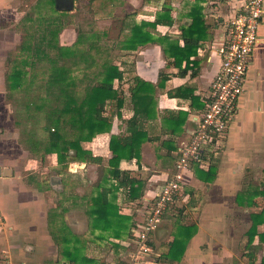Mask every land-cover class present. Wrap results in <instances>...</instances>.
Listing matches in <instances>:
<instances>
[{"label":"crops","instance_id":"obj_1","mask_svg":"<svg viewBox=\"0 0 264 264\" xmlns=\"http://www.w3.org/2000/svg\"><path fill=\"white\" fill-rule=\"evenodd\" d=\"M88 1L97 11L112 13L114 18H107L116 21L119 38L114 65L123 79L114 86L125 103L120 115L116 108L115 119L126 122L120 126L114 119L111 132L98 135L106 150L100 156L108 159L99 184L110 190L108 198L118 214L109 225L95 223L89 214L91 199L86 208H62L64 171L57 169L62 164L55 154L45 164L53 171L49 176L38 170L37 161L23 164L26 171L35 162L36 179L21 173L23 168L15 171L19 163L0 167V212L5 218L0 264H130L132 229L173 172L182 143L190 140L221 67L226 26L248 0ZM66 2L55 0V11L72 15L77 0ZM19 4L28 9L17 8ZM45 4L53 7L50 0H0V25L27 20V15L31 19ZM137 79L151 86L152 107L146 114L132 103L130 90ZM133 117L142 144L136 157L119 165L138 182V194L131 198L130 190L119 187L108 171L111 138L129 135ZM74 163L80 162L69 166ZM211 166L215 172L210 181L200 172L188 176L189 184L151 236V256L138 264H264V18L238 113L222 153L204 172ZM176 238L183 243L171 251Z\"/></svg>","mask_w":264,"mask_h":264},{"label":"rangeland","instance_id":"obj_2","mask_svg":"<svg viewBox=\"0 0 264 264\" xmlns=\"http://www.w3.org/2000/svg\"><path fill=\"white\" fill-rule=\"evenodd\" d=\"M73 6L74 13L68 15L55 11L54 5L45 4L31 19L27 15V20L6 21L8 24L0 25V28L5 26V30H0V167L19 163L15 167L19 173L26 160L37 161L38 170L51 175L53 171L47 170L45 164H51L48 157L52 154L57 156L50 148L53 129L59 126L66 137L73 135L66 121L59 125L57 118L63 114L70 98L80 101L86 90L102 79L105 64H114L117 59L116 21L107 18L113 17L112 13L97 11V6L90 5L88 0H77L71 9ZM17 8L28 9L24 4ZM13 24H18L16 29L12 28ZM16 72L20 73L19 87L12 86ZM105 111L117 114V109L110 106ZM115 120L114 124L120 126L126 122ZM85 143L81 144L82 148L90 150L93 156L86 162V169L82 167L85 162L69 166L79 162L72 161L73 151L57 166L64 171L61 186L64 191L59 201L62 208L89 206L91 197L100 190L102 175L106 174L108 159L100 156L106 151L104 142L97 135L89 147ZM78 164L82 169L71 176L70 168ZM36 165L34 162L21 173L36 179ZM188 184L187 178L182 192ZM61 221H64L63 214Z\"/></svg>","mask_w":264,"mask_h":264},{"label":"built area","instance_id":"obj_3","mask_svg":"<svg viewBox=\"0 0 264 264\" xmlns=\"http://www.w3.org/2000/svg\"><path fill=\"white\" fill-rule=\"evenodd\" d=\"M263 18L264 0H248L228 22L225 42L219 50L221 67L211 82L204 111L190 140L179 148L173 172L152 201L145 205L144 217L132 229L134 247L129 255L130 264H138L151 256V236L162 224L170 206L179 199L195 166L205 169L213 157L222 153L224 140L245 92ZM79 168V164L72 165L70 171L76 172ZM4 222L0 212V227Z\"/></svg>","mask_w":264,"mask_h":264},{"label":"trees","instance_id":"obj_4","mask_svg":"<svg viewBox=\"0 0 264 264\" xmlns=\"http://www.w3.org/2000/svg\"><path fill=\"white\" fill-rule=\"evenodd\" d=\"M50 5L55 6V0H50ZM14 77L15 80L12 86L19 87L20 84L17 81H19L20 73L16 72ZM122 79L123 72L116 65L107 63L102 72V79L86 90L80 101L70 98L68 106L62 110L63 114L57 118V124L60 125L66 121L65 124H67V128H70V131H73V135L70 138L66 137L61 127L57 126L53 129L50 139V148L57 154L60 164L65 162L66 155L71 154V151L74 152L72 161L86 163L93 159L92 153L84 150L81 144L83 142H91L97 135L111 132L115 115L113 113L106 114L105 109L110 106L113 109L117 108L119 112L124 106L125 102L119 97V93L114 86L115 80L121 81ZM136 83L137 86L130 90L132 103L137 112L149 113L152 107L149 95L151 86L138 79ZM129 128V135L113 136L111 138L110 150L113 153V157L109 160L111 168L108 173L118 182L119 187L130 190L131 198H134L138 194L136 185L138 182L131 178L130 173L119 170V165L123 159H132L138 153L136 147L141 143L142 133L138 129L136 117L129 121ZM193 170L197 174L200 172L198 176L205 181H210L214 177V166H211L207 172H204V169L199 166H195ZM204 175L207 177H204ZM250 188L259 189L254 186ZM109 191V189L100 185L99 192L91 198L89 214L94 217L95 223L101 222L109 225L112 221L111 219L118 214L116 206L108 198ZM189 238L190 236H188ZM178 239L176 238L173 245H171V251H174V248H178V245L183 243ZM185 245L186 243L184 247Z\"/></svg>","mask_w":264,"mask_h":264},{"label":"flooded vegetation","instance_id":"obj_5","mask_svg":"<svg viewBox=\"0 0 264 264\" xmlns=\"http://www.w3.org/2000/svg\"><path fill=\"white\" fill-rule=\"evenodd\" d=\"M60 2H61V1H60ZM62 3H64V4H65V3H67V2H66V0H62ZM64 7H65V6H64Z\"/></svg>","mask_w":264,"mask_h":264},{"label":"water","instance_id":"obj_6","mask_svg":"<svg viewBox=\"0 0 264 264\" xmlns=\"http://www.w3.org/2000/svg\"><path fill=\"white\" fill-rule=\"evenodd\" d=\"M58 1V0H57Z\"/></svg>","mask_w":264,"mask_h":264}]
</instances>
